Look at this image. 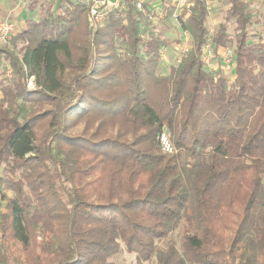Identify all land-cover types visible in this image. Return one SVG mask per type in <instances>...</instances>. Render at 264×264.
Here are the masks:
<instances>
[{
	"label": "trees",
	"instance_id": "1",
	"mask_svg": "<svg viewBox=\"0 0 264 264\" xmlns=\"http://www.w3.org/2000/svg\"><path fill=\"white\" fill-rule=\"evenodd\" d=\"M205 1L186 17L164 8L189 38L165 73L160 52L181 41L144 3L91 28L66 0L0 49L15 78L0 81V264L14 245L18 264H112L121 250L136 264H264V42L245 0H222L209 35ZM206 45L232 49L231 77L205 69Z\"/></svg>",
	"mask_w": 264,
	"mask_h": 264
},
{
	"label": "crops",
	"instance_id": "2",
	"mask_svg": "<svg viewBox=\"0 0 264 264\" xmlns=\"http://www.w3.org/2000/svg\"><path fill=\"white\" fill-rule=\"evenodd\" d=\"M69 1L73 4L84 5L83 0H69ZM149 1L144 0L143 3L146 6H149V8L153 10L154 15H156L158 18V19L151 21V23L154 24L156 22H160V23L163 22V20L165 19L167 9H171L172 17L175 18L173 16V7L171 6L168 0H159L160 1L159 4L158 3L156 4L157 7H154L153 3ZM245 1L248 4L250 11L252 13V24L253 25L251 24V27L249 28V32L252 38L255 39L254 36L257 35L256 32L258 31V29L260 27L264 29V0H245ZM205 2H206L207 10H208V15L206 19V27H207L208 33L209 31H212V34H214L216 30L214 22L216 20H213L212 22V19L210 18L211 17V14H210L211 2L210 0H206ZM66 5H67L66 0H0V19L11 20L12 22H14L16 26V32H15L16 34L20 31L25 30L31 23L38 22L47 13H50L51 15L61 14L63 10V6H66ZM164 8H167V9L164 10ZM186 15L187 13L182 16L186 17ZM214 17H216V15H214ZM220 20L223 21V15L216 22ZM170 21H174V20H170ZM260 21L261 23L263 22V24L259 23ZM251 29L255 30L256 32L253 31L254 32L253 33ZM212 34H209V35H212ZM257 37H260V33H258ZM168 50L167 52H169ZM223 51H224V48L219 47L214 57H213V54L211 53V57H212L211 70L212 69L221 70L224 75V71L222 67V60L220 57ZM213 62L215 65L213 64ZM225 77H231V76L227 75Z\"/></svg>",
	"mask_w": 264,
	"mask_h": 264
},
{
	"label": "built area",
	"instance_id": "3",
	"mask_svg": "<svg viewBox=\"0 0 264 264\" xmlns=\"http://www.w3.org/2000/svg\"><path fill=\"white\" fill-rule=\"evenodd\" d=\"M84 6L88 11L89 24L91 28H101L104 26L110 15L114 12L122 11L125 9L126 4L134 6L138 11L143 12V3L138 0H83ZM173 7V16L175 18L182 16L188 11L187 0H168ZM158 19L156 15L149 17L150 21ZM16 32V26L11 20L0 19V47H5L8 44L10 37ZM212 34V31H209ZM180 52L174 60L173 65L179 64L182 57H185L189 51L187 44H182L179 47ZM167 50H162L160 53V61L163 65ZM211 52L209 45L204 47L203 65L206 70H211ZM223 70L227 72L232 70L233 59L232 55L223 60ZM228 72V73H229ZM10 74V72H8ZM27 88H34V79L29 77L27 79ZM160 150L164 154H173L174 147L170 140V135L166 129H163L158 136Z\"/></svg>",
	"mask_w": 264,
	"mask_h": 264
},
{
	"label": "rangeland",
	"instance_id": "4",
	"mask_svg": "<svg viewBox=\"0 0 264 264\" xmlns=\"http://www.w3.org/2000/svg\"><path fill=\"white\" fill-rule=\"evenodd\" d=\"M138 1L142 2V3L144 2V0H138ZM149 2L153 3L154 7H157L156 4L157 3L159 4L160 1L159 0H150ZM210 2H211V6H210L211 7V10H210L211 17L210 18L212 19V22H213V20L217 21L223 15V13L227 7H226L224 1L222 2V0H210ZM214 15H216V17H214ZM216 21L214 22V24H215V29L217 30V27L219 26V24H221L222 21L221 20L218 22H216ZM259 23H261V21ZM261 24H263V22ZM154 25L156 26L157 30H160L163 33L162 35L164 38L167 37L169 40H172V41L174 39H179L181 41L180 45H182V44L188 45V42H189L188 36L184 35L180 32L179 26H177L174 21H170L165 25H163V22H161V23L156 22V23H154ZM232 29H233L232 25L227 26V33H228V36L231 40H232V36H233ZM251 31L256 32L253 29H251ZM256 33H257V35H258V33H260V38L264 40V29H262V27H260ZM257 35L254 36V38H256ZM23 47H24V43L18 42L16 50L21 52ZM2 48L3 47H0V49H2ZM168 51L169 52H166L167 54L165 56V60L163 62V65L161 64L162 70L164 71V73L166 72L168 65L173 64L174 60L177 58V56L180 52V49H179V47H172ZM104 54H106V53H104ZM231 55H232V49L231 48H227V49L224 48V51L220 55L221 60H222V67L224 66L223 60L229 58ZM7 63H8V61L4 60L3 55H0V81H2V82H9V81H13L15 79V78H13L12 71L9 69L10 65H9V63L8 64ZM213 64H214V62H213ZM158 70H160V69H158ZM223 71H224L225 76H227V75L229 76V74H228L229 71L228 72L226 70H223ZM8 72H10V74ZM159 74H161V72H159ZM27 81H26V85H27ZM46 108H47V106H44L42 109H46ZM41 127H43V126L41 125ZM83 127H84L83 122L76 123L75 125H73L70 128L69 132L72 134L80 133L81 130L83 129ZM171 238L174 239V241L177 244V248L180 249L181 243L184 239V229L179 228L176 232H174L172 234ZM12 249L14 251V255L11 256V264H18L17 261L16 262L14 261V258H15L16 254H19L18 255L19 260L20 259H21V261L23 260V255L21 253L20 247H19V245H14L11 247V250ZM110 262L112 264H136L135 259H134V255H129L124 250H121L118 254L113 256L110 259Z\"/></svg>",
	"mask_w": 264,
	"mask_h": 264
}]
</instances>
